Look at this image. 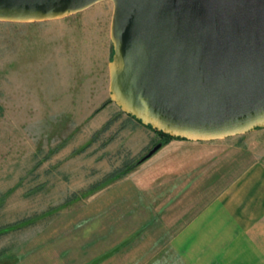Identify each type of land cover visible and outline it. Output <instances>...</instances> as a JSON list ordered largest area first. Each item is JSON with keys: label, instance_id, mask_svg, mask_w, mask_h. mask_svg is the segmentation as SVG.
Returning <instances> with one entry per match:
<instances>
[{"label": "rangeland", "instance_id": "obj_1", "mask_svg": "<svg viewBox=\"0 0 264 264\" xmlns=\"http://www.w3.org/2000/svg\"><path fill=\"white\" fill-rule=\"evenodd\" d=\"M112 12L0 22V264H158L188 216L150 191L153 156L110 179L163 138L110 101ZM235 136L223 162H264V129Z\"/></svg>", "mask_w": 264, "mask_h": 264}, {"label": "water", "instance_id": "obj_2", "mask_svg": "<svg viewBox=\"0 0 264 264\" xmlns=\"http://www.w3.org/2000/svg\"><path fill=\"white\" fill-rule=\"evenodd\" d=\"M104 1L110 101L122 111L188 140L264 128V0H0V22L59 20Z\"/></svg>", "mask_w": 264, "mask_h": 264}, {"label": "crops", "instance_id": "obj_3", "mask_svg": "<svg viewBox=\"0 0 264 264\" xmlns=\"http://www.w3.org/2000/svg\"><path fill=\"white\" fill-rule=\"evenodd\" d=\"M222 141L172 138L151 158L150 191L188 215L160 237L158 264H264V162L229 167Z\"/></svg>", "mask_w": 264, "mask_h": 264}, {"label": "trees", "instance_id": "obj_4", "mask_svg": "<svg viewBox=\"0 0 264 264\" xmlns=\"http://www.w3.org/2000/svg\"><path fill=\"white\" fill-rule=\"evenodd\" d=\"M112 56H113V45H112ZM112 56H111V59H112ZM105 105H106V103H104L100 108H98L97 111H98L99 109L103 108ZM127 115L130 116V117H132V118H134L136 121H138V122L141 123V121H140L139 119L135 118L133 115H130V114H128V113H127ZM141 124H142V123H141ZM147 127L153 129L151 126H147ZM257 129H258V128H257ZM153 130L156 131V132H157L158 134H160L161 136H163L162 140L160 141V142H162V146H163L168 140H170V139H172V138H182V137H177V136H171L170 134L163 133V132L158 131V130H156V129H153ZM183 139H185V138H183ZM144 156H145V155H144ZM144 156L138 158V159L135 160V161L130 160V161L126 162V163L124 164V166H122L121 168H119L118 170L114 171V172L111 174L110 179H119V178H121V177L126 176L129 172H131L132 170H134L136 167H138L141 163H143V162L145 161V160L143 159ZM8 227H12V229H14V225L7 224V225H5V226H3V227H0V234H1V233H4V232H6V231H8V230H3V229L8 228Z\"/></svg>", "mask_w": 264, "mask_h": 264}]
</instances>
